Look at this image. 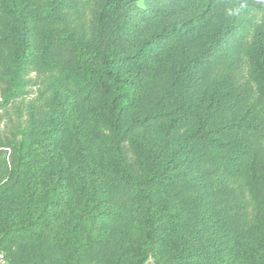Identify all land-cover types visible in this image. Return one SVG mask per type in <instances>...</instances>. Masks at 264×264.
I'll return each mask as SVG.
<instances>
[{
  "label": "trees",
  "instance_id": "trees-1",
  "mask_svg": "<svg viewBox=\"0 0 264 264\" xmlns=\"http://www.w3.org/2000/svg\"><path fill=\"white\" fill-rule=\"evenodd\" d=\"M28 86L47 108L14 122ZM18 239L55 264H264V0H0L8 264Z\"/></svg>",
  "mask_w": 264,
  "mask_h": 264
},
{
  "label": "rangeland",
  "instance_id": "rangeland-1",
  "mask_svg": "<svg viewBox=\"0 0 264 264\" xmlns=\"http://www.w3.org/2000/svg\"><path fill=\"white\" fill-rule=\"evenodd\" d=\"M27 94L23 98L22 102L18 105L20 109L19 113L13 109L10 110V117L12 121H16L19 118L20 121L30 115L39 119L42 117L41 114L47 108L43 103V100L39 97L40 90L35 86L27 87ZM32 108L34 110H32ZM37 109V112H36ZM78 107L74 110L77 111ZM40 249L36 243L31 242L27 239H18L11 244V257L13 259H20L23 264H55L51 260L41 259Z\"/></svg>",
  "mask_w": 264,
  "mask_h": 264
},
{
  "label": "built area",
  "instance_id": "built-area-1",
  "mask_svg": "<svg viewBox=\"0 0 264 264\" xmlns=\"http://www.w3.org/2000/svg\"><path fill=\"white\" fill-rule=\"evenodd\" d=\"M0 264H8L7 259L5 258L4 254L0 251Z\"/></svg>",
  "mask_w": 264,
  "mask_h": 264
}]
</instances>
